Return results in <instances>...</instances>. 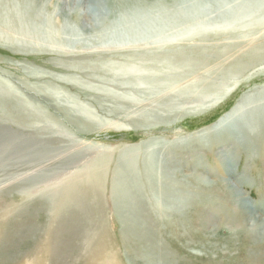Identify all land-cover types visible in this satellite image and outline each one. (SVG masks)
<instances>
[{"label":"rangeland","instance_id":"374dc122","mask_svg":"<svg viewBox=\"0 0 264 264\" xmlns=\"http://www.w3.org/2000/svg\"><path fill=\"white\" fill-rule=\"evenodd\" d=\"M263 105L264 0H0V264H264Z\"/></svg>","mask_w":264,"mask_h":264},{"label":"bare ground","instance_id":"6f19581e","mask_svg":"<svg viewBox=\"0 0 264 264\" xmlns=\"http://www.w3.org/2000/svg\"><path fill=\"white\" fill-rule=\"evenodd\" d=\"M105 16H106V14H104V15L98 14L97 17H99V20H100V19H104ZM241 115H243V113ZM231 116H233V115H231ZM226 124L227 125H224V126H226V127L229 126L228 127L229 130H232L231 132H233V133L235 132V134L237 136V139L239 138V136L237 135L239 130L240 131L242 130V132H247L248 131V127L250 128V125L246 124V123H238L236 128L235 127H231V125H229L230 122L226 123ZM217 126H218V124L213 125V127L209 128L208 131L212 130V129H214V131L217 130L216 129ZM165 179L166 178H164V180ZM124 207H125V205H124ZM124 210H125V208H124ZM51 218L52 219L54 218L53 214L51 215ZM8 221L9 220H7L6 222H8ZM2 222L4 223L5 220L4 221H0V228H4L1 225V224H3ZM28 224H29V221L26 220V219L25 220L23 219L22 225L26 226ZM56 227L57 226H55V228L53 230V233L49 232L50 235L48 237L45 236V238H43L42 240L36 242L35 243L36 245L35 244L33 245L32 249H31V252H30L32 264H46V262H49L48 264H53L52 262L56 263L57 261H59L61 259H64V258H62L63 256L61 255L63 250L60 248L61 246H59V242L60 241L58 240V238L56 236H54V234L56 233L55 232ZM132 227H133V225H130V223L128 222V223L124 224V227L121 230L122 231V236H123V242L126 244V247H128V245H129L130 249L133 248L132 250H129L130 251L129 258L131 259L132 262H135L136 264H138L140 262V260H143V262H145L147 264L148 263L149 264H154V262H158V260H161L163 263H165V261H164L165 259H168V261L170 260L169 258L172 256L171 255L172 252H170L171 249L170 250L167 249V250L162 251L161 246L159 248V246H158L159 244L157 243V241L155 242V237H154L153 233H151L150 229L144 228V227H139V228H137V232H134V231L131 230ZM18 230H20V229L17 228L16 232ZM130 233H133V234H130ZM5 235H6V238H7L6 240L8 241L9 238H10L9 237L10 235H9V233H7V230H6V234ZM149 240H152V242L149 241ZM7 241H5L6 249H8V248L14 249V250L17 249V247H15L14 243L10 244V242H7ZM151 244H152L153 247L151 246ZM20 246L21 245H19L18 248H20ZM72 248H77V245L72 247ZM66 249H68V246H67ZM83 251H86V249H84ZM92 251L93 252H89L88 253L87 262H84L83 264H119L118 262L115 261L116 259H114V257H110L111 254H108V251L105 250V245L102 244V242L100 244H98L97 247H95V249L92 250ZM64 252H65V250H64ZM10 255H13V254L11 253ZM10 255H9V257L12 258V256H10ZM14 255H15V253H14ZM173 255H175V254H173ZM83 256L81 258H83ZM139 256H142V257H139ZM67 257L70 258V259L72 258V257H70V255L67 256ZM15 258H17V257L15 256L11 260H14ZM171 259H172V257H171ZM88 261H89V263H88ZM25 263L28 264V262H25Z\"/></svg>","mask_w":264,"mask_h":264}]
</instances>
